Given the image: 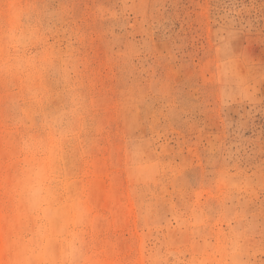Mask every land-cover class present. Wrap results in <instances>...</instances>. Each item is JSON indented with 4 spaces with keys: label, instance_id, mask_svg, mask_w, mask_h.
I'll use <instances>...</instances> for the list:
<instances>
[{
    "label": "rangeland",
    "instance_id": "rangeland-1",
    "mask_svg": "<svg viewBox=\"0 0 264 264\" xmlns=\"http://www.w3.org/2000/svg\"><path fill=\"white\" fill-rule=\"evenodd\" d=\"M0 225L6 264H264V0H0Z\"/></svg>",
    "mask_w": 264,
    "mask_h": 264
},
{
    "label": "bare ground",
    "instance_id": "bare-ground-1",
    "mask_svg": "<svg viewBox=\"0 0 264 264\" xmlns=\"http://www.w3.org/2000/svg\"><path fill=\"white\" fill-rule=\"evenodd\" d=\"M72 119H74V118H72ZM61 147V146H60ZM58 151V150H57ZM59 154V153H58ZM59 158V157H58ZM58 162V161H57ZM54 163V162H53ZM30 176V175H29ZM40 176H42L41 175V173H38L37 175H36V181H38L39 180V178H40ZM29 183V182H28ZM34 187V186H33ZM36 187H37V185H36ZM41 187V186H40ZM37 188H39V186L37 187ZM31 189H32V187H31ZM37 190L38 189H35V188H33V190H31L33 193H30L31 195H32V203H36V200H37V196L36 195H38L39 193H40V191L41 190H39V193L37 194ZM30 191V192H31ZM5 234H6V231H5V229L0 225V264H6V262H7V259H6V257L3 255V250H4V248L1 246V241H3V239L5 238ZM57 247H55V249H56ZM57 252V251H56Z\"/></svg>",
    "mask_w": 264,
    "mask_h": 264
}]
</instances>
